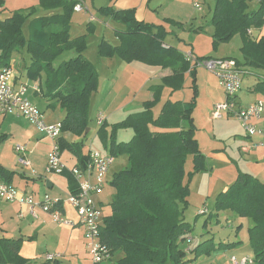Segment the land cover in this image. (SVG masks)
<instances>
[{"label": "trees", "instance_id": "trees-1", "mask_svg": "<svg viewBox=\"0 0 264 264\" xmlns=\"http://www.w3.org/2000/svg\"><path fill=\"white\" fill-rule=\"evenodd\" d=\"M39 1V9L64 11L39 17L38 9L33 7L14 11L10 17H0L1 63L10 66L15 53H26L30 58L27 78L39 81L44 74V96L54 102L51 105L65 112L61 121L63 133L84 137L90 122L91 94L97 90L98 82L96 69L83 54L87 36L95 32V27L89 23L87 35L71 39V20L78 1ZM0 3L4 5L3 0ZM99 12L125 26V30L115 31L120 45L113 47L104 39L100 42L101 58L119 57L130 63L140 60L162 64L163 69L172 71L162 78V86L154 88L153 100L144 102L143 111L114 124L109 136L107 122L100 126L98 135L106 153L114 158L128 157L127 166L112 179L108 178L106 186L114 190L111 213L103 218L100 229V240L112 253L107 264H193L201 257L237 248L242 241L216 244L213 239L190 247L188 251L181 248L183 242L193 243L192 237L191 243L189 237H185L193 230L184 220L190 197L189 184L196 174L206 171L208 165L196 139L192 114L195 102L168 100L158 116L153 110L160 103L163 88L178 91L187 73L193 78L195 89L196 69H190V64L177 49L163 48L167 36L163 26L138 21L135 10L117 11L109 7ZM210 24L214 27V50L239 35L243 40L240 50L243 59H235L238 65L264 71V37L255 41L248 36L251 28L264 26V0L257 9L250 7L249 0H215ZM67 52H75L76 57L55 66V61ZM253 91L264 96V77ZM118 130H132V139L119 141ZM59 144L62 152L69 151L78 159V167L87 166L89 153L82 152L83 142L69 143L61 137ZM189 156L193 158L194 168L187 174L185 166ZM12 174L0 168V180L11 183ZM69 183L70 193L76 194L77 182L73 175ZM100 204H103L102 199ZM221 211H231L240 219L251 220L249 247L254 255L251 258L255 264H264V183L248 174H240L227 190L218 194L216 215ZM20 242L0 238V264H28L19 255Z\"/></svg>", "mask_w": 264, "mask_h": 264}, {"label": "rangeland", "instance_id": "rangeland-1", "mask_svg": "<svg viewBox=\"0 0 264 264\" xmlns=\"http://www.w3.org/2000/svg\"><path fill=\"white\" fill-rule=\"evenodd\" d=\"M200 1L202 2V10L200 11L194 8L193 0H180L179 6H177L174 2L171 3L167 9V12L178 13L183 10L184 12L190 14V18L194 14L201 15L206 13L210 18L214 7V0ZM252 3L255 4L254 8H256L257 4L252 0H249V5H252ZM3 4L4 5H1L0 3V7H4L5 2ZM251 7L253 8V6ZM88 8L91 12H88L87 17H83L82 19H89L92 16H96L97 12L95 9H93L92 4H90ZM15 9L18 10V8H15V6L8 7L4 16L8 17L13 11H15ZM83 14L84 13H78V16L81 17ZM167 20L165 19L164 22L170 23L167 22ZM182 23H184V21ZM114 24L118 26V23H111L110 28L100 26L99 32H94L93 34L88 35L86 40L87 48L83 56L96 69L98 88L91 94V100L89 103L90 122L88 129H90V132L83 137V141L81 139L79 140L80 142H83L82 152L85 154L88 153L92 148L106 153V149L104 148L98 135L100 126L98 125L97 118L100 113L106 114L104 117L107 118L106 129L109 136L114 124L124 121L131 114H136L143 111L144 102L153 100L151 95L154 96V88L163 85L162 79L160 81L157 80L158 75H160L163 71H166V69H163L162 64H150L140 60H135L130 63L125 62L119 57L115 58V61H110V58H101L99 56V44L103 39L111 43L113 47L115 46L114 38L116 35L115 32H112V29L116 28ZM171 24L174 25V23ZM26 26L25 33L27 34ZM195 26L196 25H194V28ZM104 29H107L108 32L106 38L101 37L102 30L104 31ZM169 30L171 31L170 34H184L183 32L179 31L178 28L169 27ZM251 30L253 31L254 28H251ZM185 32H187L185 33L186 35L181 37H185L186 40H190L191 35L195 34V31L193 30ZM71 34L73 38H75L88 34V31L86 28H84L82 31L76 28L73 29ZM172 34L169 37H166L164 42L173 44L172 41H174L173 48L181 50L184 45L180 44L176 38H173ZM199 40H201V38ZM241 41V37H237L234 41L231 40V45H224V47H221V52L224 54L231 53L232 59L242 60L243 57L240 50L243 46V41L242 45L240 44ZM120 43L121 42L119 40V45ZM220 46H218L215 51L220 49ZM239 46L240 50H238ZM211 52L212 41L206 43L204 38V42L202 43L198 53L209 55ZM16 54L20 56L22 55L20 52V54L15 53L13 56ZM212 55H214V53H212ZM74 57H76L75 52H67L55 61V66H58L63 61H67ZM25 58L29 59V56L26 53ZM112 64L122 65L115 67ZM247 69H249L250 74L243 77L241 90L243 92L244 101L258 99L259 96H263L260 93H250V89L254 84L258 83L260 78L264 77V71L249 67H247ZM197 71L200 76L198 77V81L195 82L196 88L194 89L193 87V78L190 76V74H187L184 77L182 88L176 92L180 97L178 99H181L183 102H195V107L192 114L194 118L196 139L199 149L205 156V164L208 166L206 171L196 174L189 184L190 197L188 208L184 214V220L191 225L193 230L185 237H192L193 243L188 245L187 241L183 242L181 243V248L185 251H188V248H194L197 244L209 239H213L216 244L242 241V245H246L244 248L240 249L238 247L233 250L215 253L209 257H201L197 261L193 262V264H232L228 258L220 259V255L225 253L228 257L231 253H234L238 258L254 256L253 251L249 247V228L252 226V222L248 218H243L240 221V218L231 211H221L218 213V215H216V198L219 193L224 192L225 188H229L238 179L240 174H248L262 182L260 177H262L264 174V168L259 170L258 173L255 172L254 167H259V165L254 161L253 154L255 151L251 150L249 147L247 141L249 139L245 137V132L237 118L228 117L222 120H214L212 118L214 106L225 101V93L218 84V81H216V83L212 82L208 84L210 81L209 76L212 77V73L203 67H198ZM166 89L170 90L172 93H175L169 87L163 88L160 103L154 109L155 116L159 115L163 105L170 98ZM29 91L30 95L33 96L32 94L34 93L31 88ZM221 97H223L224 100L222 99L223 101L216 102L214 104L215 100ZM34 99L44 102V104L39 107L47 117H56L60 118V120L63 119V111L60 113L56 109L48 107L47 104L45 105L47 102L43 96L36 95ZM47 100L49 101L48 98ZM172 101H174V99H172L171 102ZM141 105L142 107L140 110H136ZM133 134L134 133L132 130H127L125 132L118 130L117 138L121 142H128L132 139ZM5 146L10 149V144L7 143ZM260 150H263V148ZM216 152L222 153V155L226 157L227 161L220 160L213 162L210 157ZM127 164V155H120L116 157L114 164L110 168L108 178L112 179L114 174L124 169ZM193 168V158L189 156L185 166L186 173L188 174L189 172H192ZM113 193L114 190L109 185L107 188H105L103 194L98 198L103 200V204H99L102 211V219L111 213L110 203L112 201ZM201 211H207V213L205 215H200ZM205 223L207 224L205 225ZM239 226L241 227L239 228ZM15 235L16 236L12 237H19L18 233ZM39 241L40 244L38 245V252L43 253L46 251L45 244L48 243V241L47 239L45 240L41 237ZM37 260L40 262V257Z\"/></svg>", "mask_w": 264, "mask_h": 264}, {"label": "crops", "instance_id": "crops-1", "mask_svg": "<svg viewBox=\"0 0 264 264\" xmlns=\"http://www.w3.org/2000/svg\"><path fill=\"white\" fill-rule=\"evenodd\" d=\"M78 2H82L87 8L90 4H92L93 9H95L96 16H92L89 19H82L83 17H87L88 12H75L73 13L71 20V29H70V37L74 39L71 32L73 29L84 30L87 25L91 23L95 27V32H99V27H111V23H116L112 21L109 17L104 16L99 10L101 8H113L117 11L122 10H135V16L138 21L153 24L156 26H163L167 32V36L169 37L170 30L169 27L178 28L179 31L184 34H172L173 38H176L177 41L184 45V47L178 51L182 54L183 58L185 51H191L197 58H231V53L224 54L221 52V47L229 44H222L220 49L217 51L214 50L212 45V52L209 55H204V53H198L200 51V47L204 42V38L206 43L212 41V36L214 34V27L211 26V17L204 13L201 15H192L190 18V14L184 12L183 10L178 13H168L167 9L171 3H175L177 6L180 5V0H77ZM251 1V0H250ZM257 4L256 8L252 3V9H257L261 0H252ZM5 2L4 7H0V17L4 18V14L7 12V8L11 6H15L18 10H26L29 8H37V15L40 16H51L56 14H61L64 9H56V10H43L40 8L39 0H3ZM100 4V5H98ZM215 5V0H214ZM213 5V6H214ZM214 8V7H213ZM193 9V8H192ZM89 12L90 9L88 8ZM15 11H17L15 9ZM14 12V11H13ZM77 13V14H76ZM78 13H84L81 17L78 16ZM9 15L8 17H10ZM80 17V18H79ZM172 20L174 25L171 23H165L164 20ZM184 21V23H182ZM194 25L195 28H194ZM116 28L112 29V32L116 30H125V26L118 23V26L114 24ZM195 31V34L191 35L190 40H186L185 37H181L186 35L185 31ZM175 32V31H174ZM87 35V34H85ZM108 35L107 29L102 30L101 37L106 38ZM114 35V33H113ZM115 36V35H114ZM249 36V35H248ZM239 35L235 36L232 41H234ZM261 37H264V26L261 29H254L252 37L249 36L250 39L258 41ZM76 38V37H75ZM201 38V40H199ZM115 39V46L119 45L118 38ZM243 41V40H242ZM241 41V45H242ZM174 44V41H172ZM111 44V43H109ZM172 43L163 44V48L168 49L173 47ZM112 45V44H111ZM190 47V48H189ZM240 50V46L238 47ZM184 50V51H183ZM214 53V55H212ZM114 57L110 59V61H115ZM240 58V57H239ZM187 62V61H186ZM30 63V58L26 59L25 54L21 56L16 54L13 56L11 65L15 70V84L20 86L21 84H29L39 85L40 92L37 93L33 89V96L30 95V91L28 94V99L33 103L36 107L40 109L39 106H42L44 102L37 101L34 99L36 95H41L45 98V105L48 107L56 109L58 112H62L59 106L53 104L54 102L48 101L44 96V89L42 87L45 81V75L43 74L42 79L39 81H32L26 76V67ZM190 64V63H189ZM115 67L121 66L122 64H112ZM247 68V67H246ZM190 69H196L195 77L196 82L198 81L197 68H192L190 64ZM172 74L170 69H166L160 75H158L157 80L160 81L162 78L169 76ZM190 74V73H187ZM186 74V75H187ZM213 77V78H212ZM209 76L208 84L218 81L212 75ZM219 84V83H218ZM257 84V83H256ZM254 84L250 89V93H255L253 91ZM167 93H169V100L172 102L182 101L177 92L172 93L170 90L166 89ZM153 97V95H151ZM259 96V95H258ZM38 97V96H37ZM223 97L215 100L216 102L223 101ZM264 99V96H259L258 99L244 101L243 92L241 91L238 95V102L246 106L248 104L254 103L258 100ZM151 100V99H150ZM42 101V100H41ZM185 102V101H184ZM138 107L136 110H140ZM41 110V109H40ZM154 111V110H153ZM63 119L65 117V112ZM104 113H100L98 117L104 118L107 122V118L104 117ZM155 115V114H154ZM46 121L51 124L59 123L63 119L56 117H47L45 114ZM127 131V130H122ZM90 132V131H89ZM244 135V134H243ZM246 137V135H245ZM62 138L67 140L69 143L80 142L79 140L83 139V137L74 136L70 133H63ZM247 138V137H246ZM247 140V139H246ZM83 141V140H82ZM81 141V142H82ZM248 145L251 150L255 151L253 154L254 161L259 165L258 168L254 167L256 173L259 170L264 168V149L262 148H254L255 141L257 138H253V140H247ZM10 144V149L5 146L6 144ZM16 145H26L28 152L26 154L27 158L31 161L30 168H23L19 161L18 155L15 152ZM53 146V141L47 138L42 132H40L36 126L32 125L28 120L23 117H18L15 115H0V168L5 170L7 173H13L10 176V181L13 186L18 188L20 191L32 195L37 203H40L44 200L46 196L51 197L52 199L62 200L63 205L61 207L64 216L68 219L77 220V215L71 205L67 202L70 193V177L72 176L71 170L78 165V159L69 151L62 152V162L66 166V170L62 174H48L46 173V168L48 165L49 153L51 152ZM94 149V148H92ZM89 153V152H88ZM211 160L213 162L226 160V157L222 155L220 152H216L211 155ZM208 159V158H207ZM208 161V160H207ZM36 172L35 175L33 172ZM0 179L2 177L0 176ZM262 183H264V174L260 177ZM4 181V180H2ZM228 189L225 188L224 191ZM242 219H240L241 221ZM18 233L19 237L15 234ZM13 234V235H12ZM18 236V235H17ZM44 238L47 239L48 243H46V251L41 253L38 252V245L40 244L39 239ZM0 238L13 239V240H21L20 242V251L19 255L25 259L28 264H92L90 256L88 254L87 245L85 241V230L83 228H70L64 225L57 224L54 222L52 215L45 211L41 205H37L34 207L32 212L31 206L29 204H21L19 202H3L0 201ZM234 242V241H233ZM231 243V242H229ZM243 244V243H242ZM246 245L238 246L240 249L244 248ZM237 247V248H238ZM55 255L57 259L55 261H47L46 256ZM236 254L231 253L228 257L224 253L220 255V259L228 258L231 256H235ZM44 256V257H43ZM40 257V262H38V258ZM43 257V258H42ZM218 258V259H219Z\"/></svg>", "mask_w": 264, "mask_h": 264}, {"label": "built area", "instance_id": "built-area-1", "mask_svg": "<svg viewBox=\"0 0 264 264\" xmlns=\"http://www.w3.org/2000/svg\"><path fill=\"white\" fill-rule=\"evenodd\" d=\"M193 6L197 10H202V2L193 0ZM75 12H89L82 3L74 8ZM248 35L252 37L253 31L248 30ZM185 60L192 65V68L203 67L212 73L220 87L224 90L225 101L214 106L212 118L222 120L228 117L237 118L248 139L255 141L254 148L264 149V99L258 100L246 106L238 102V95L242 90L243 77L250 74L249 69L239 66L232 58H197L192 52L184 54ZM15 70L13 66H4L1 63L0 55V115H15L23 117L42 132L47 138L53 141L51 152L49 153L46 173L62 174L66 166L62 162V151L59 140L63 135L62 123L51 124L46 121L45 113L36 107L27 97L29 89L39 93L38 84L32 85L15 84ZM98 125L101 126L105 120L97 118ZM15 152L18 161L23 168H30L31 161L27 158L26 145H17ZM115 162V158L109 153L101 152L97 149L89 151V160L84 169L76 166L71 170V174L77 182V193L70 194L67 202L74 209L77 220L68 219L64 216L58 206L63 205L62 200L52 199L46 196L44 200L37 203L32 195L20 191L10 183L0 180V200L13 203L29 204L33 212L34 207H41L52 215L54 222L70 228H83L85 230V241L88 254L92 264H107L112 256L111 250L100 240V229L103 219L102 211L98 199L104 192L108 183L110 168ZM37 174L35 171L33 172ZM205 213L201 211L200 214ZM189 238L188 242L191 243ZM57 256H46L47 261H55ZM232 264H255L250 256L238 258L231 256Z\"/></svg>", "mask_w": 264, "mask_h": 264}, {"label": "water", "instance_id": "water-1", "mask_svg": "<svg viewBox=\"0 0 264 264\" xmlns=\"http://www.w3.org/2000/svg\"><path fill=\"white\" fill-rule=\"evenodd\" d=\"M89 131H90V129H87V130H86V133H85V135H86V134H88V133H89Z\"/></svg>", "mask_w": 264, "mask_h": 264}]
</instances>
